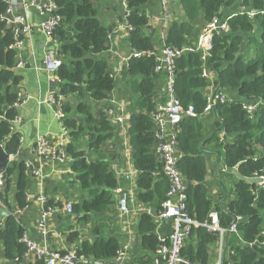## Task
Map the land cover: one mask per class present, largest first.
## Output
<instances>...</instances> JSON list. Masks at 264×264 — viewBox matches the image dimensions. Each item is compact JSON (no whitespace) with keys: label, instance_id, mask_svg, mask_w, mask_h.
<instances>
[{"label":"trees","instance_id":"16d2710c","mask_svg":"<svg viewBox=\"0 0 264 264\" xmlns=\"http://www.w3.org/2000/svg\"><path fill=\"white\" fill-rule=\"evenodd\" d=\"M54 1L62 16L61 26L54 37L58 40L63 59L57 74L61 83L56 98L61 96L68 99L62 107L66 115L73 109L71 98L78 100L77 117L64 118L65 127L73 140L84 134L89 140L88 150L97 157L96 160H89L86 151L77 149L73 143L66 147V152L74 160L72 169L82 192L81 202L73 204V215L81 216L79 221L90 224L93 233L101 237L83 243L76 252L79 259L109 261L110 264L120 249L117 238L102 236L107 223L104 220L109 221L115 216V192L118 189V178L112 169L116 159L117 127L105 112V109L112 107L107 102L116 89L108 56L112 29L101 20L96 0ZM177 1L184 16L179 19L174 17L167 32L166 44L178 50L195 46L191 42L198 34L199 21L208 24L215 18L234 14L228 22L229 32L214 38L211 57L207 62L196 50L185 53L176 61L175 94L185 109L193 106L198 115L196 118H183L177 137L181 154L178 167L187 181V211L194 221L202 224L215 210L224 228L240 218L237 222L238 234L226 237L222 264H264V248L249 246L255 241L264 240V190L247 181L262 175L264 170V14H256L254 18L247 14L264 11V0ZM147 3L148 0H126L129 11L127 24L131 29L128 41L139 53H156L145 11ZM241 8L243 12L238 13ZM5 9L0 0V17ZM256 31L260 33L259 38L254 37ZM14 41L13 33L6 29L0 18V144L10 156L17 155L21 148V135L11 131V121L18 116L14 105L18 103L21 83V78L13 70L17 54L9 50ZM251 50L255 55L248 59ZM155 65V56L132 57L124 76L136 95L132 103L129 132L133 163L139 172L138 200L159 212L168 199L170 182L163 172V161L156 155L153 114L157 107L155 87L159 76L155 73ZM204 67L216 73L215 84L220 89L237 94L234 100L229 97L226 103L214 108L216 125L219 133L225 134L224 139L218 134L206 138L204 125L198 118L204 114L207 105L202 93L208 86V79L203 77ZM254 102L259 105L251 116L245 106ZM229 137H233V141L229 142ZM208 154L223 158L224 164L231 170L237 169L243 178L227 194L231 195V200L226 205L214 207L209 197L205 158ZM16 174L15 199L18 208L24 210L28 206L25 193L31 184V175L23 162H12L5 173L6 191H9ZM47 205V209L63 208L61 203L53 200H48ZM139 225L142 247L147 256L140 259L138 264H154V253L159 246L157 224L145 213ZM24 234L16 217L6 219L0 229V242L4 245L6 259L22 261L27 253L26 245L21 242ZM71 236L77 237L78 234ZM216 241L217 235L208 229L194 228L180 256L187 264H209L211 247ZM42 263L38 261V264Z\"/></svg>","mask_w":264,"mask_h":264},{"label":"crops","instance_id":"0c3cea01","mask_svg":"<svg viewBox=\"0 0 264 264\" xmlns=\"http://www.w3.org/2000/svg\"><path fill=\"white\" fill-rule=\"evenodd\" d=\"M97 1V0H96ZM102 9L100 18L103 23L112 29L110 34L111 48L108 56L111 59L110 72L116 80V89L111 94V99L107 105L118 108V114L124 118L122 123L112 121V124L117 127V138L115 140L116 159L113 163V171L118 178V189L115 192L116 213L111 220H104L106 228L102 233L104 237H115L120 243V249H124L127 253L128 264H138L139 260L147 256L146 251L142 247V235L140 234L139 224L141 217L145 214L143 211L148 206H145L138 200L139 188L138 179L139 172L134 167L133 150L131 147L130 136V118L133 110V100L136 95L131 87L128 86V79L124 76L125 68H128L129 59L135 51L129 41L130 27L127 24L126 0H100ZM97 4V2H96ZM146 15L149 19V32L153 33L155 42V51L159 52L162 49L161 25L160 16L161 8L158 0H148L146 6ZM171 13L173 17L179 19L184 16L180 3L177 0H172ZM29 23L37 27L43 23L46 18L39 17L33 11L27 12ZM197 24V23H196ZM206 23L199 21L198 25ZM200 32L194 36L192 44L197 45ZM53 42L50 38H45L40 30L27 37L25 47L22 49L19 59L25 63V69L17 72V76L21 78L19 90L25 91L29 95V101L18 109V114L21 117V122L17 124L16 130L23 138L22 152L17 156L19 162L24 164H32L33 168L38 172V176L30 177L31 184L27 189L30 201L27 200L28 206L21 210V214H17L19 208L16 203L15 195L17 191V174L11 180L10 189L3 192V201L6 208L12 212L13 217H16L24 233L40 246H46L51 250L60 252H68L77 250L85 242H93L94 236L90 224L80 222L79 218L74 216H66L61 210L55 217L48 220L47 236H42L39 228V221L42 215V206L36 201V198L45 196L49 200L64 204L66 202L79 203L81 202L82 192L78 185L77 177L72 169L74 160L72 158L66 161L51 160L45 158L41 160L37 154L33 152L34 146L39 137L46 138L52 145L57 148H66L73 143L77 149L86 151V156L89 160H96L89 149V140L86 136H81L77 140H73L70 131L64 130L61 127L56 117V106L48 103V97L52 92H58L60 81L49 80L43 70L44 57L51 48ZM253 52L249 53V55ZM254 53V52H253ZM2 68L0 67V71ZM156 81V102L157 104L164 103L166 97V80L163 75H158ZM217 81V75L214 71L209 70L208 86L202 90L203 95L210 97L213 86ZM227 93V92H226ZM228 97L232 100L237 96L235 93L228 92ZM68 99L65 100V103ZM73 109L69 114L64 113V118H76L78 100L71 98ZM207 107V105H206ZM138 111V110H136ZM204 125V136L211 137L213 134H218L222 139L225 138L224 133H219V128L216 125V117L211 112H205L199 116ZM65 132V133H64ZM228 140L233 141V137ZM213 146V145H212ZM179 158L180 152H177ZM207 161V176L206 186L209 189V197L216 205H226L231 200L229 194L234 185L242 180L237 169H229L223 162V158L218 155L208 154ZM240 175V176H239ZM122 192H127L131 200V212L128 215H122L118 209V203ZM233 198V197H232ZM2 209V208H1ZM153 209V208H152ZM154 210V209H153ZM16 214V216H14ZM7 218L2 219L0 229L4 226ZM156 231L160 236H168L173 232L171 221H162L156 223ZM71 234H78L77 237ZM70 236L72 238H70ZM75 236V235H74ZM101 238L98 235V239ZM218 244H213L211 247L210 263L218 264ZM33 256L23 260L24 264H34ZM0 264H14L4 256V245L0 242Z\"/></svg>","mask_w":264,"mask_h":264},{"label":"built area","instance_id":"2783aa9c","mask_svg":"<svg viewBox=\"0 0 264 264\" xmlns=\"http://www.w3.org/2000/svg\"><path fill=\"white\" fill-rule=\"evenodd\" d=\"M161 8L160 25H161V39L162 49L156 53H139L134 52L132 57H141L143 55L155 56L156 65L155 73L161 74L166 80V97L167 100L164 103L157 104L156 112L153 114V123L155 126L154 136L156 139V155L161 158L164 163V174L170 182V190L167 194L168 199L163 203L162 210L157 212L150 207L144 209V213L151 216L156 223L162 221H171L173 232L164 237L158 235L159 246L154 253V264H187L185 259H182L180 252L183 249L186 241L191 237L193 229L197 227H203L208 229L211 233L217 235L216 244L218 247V264H222L224 261V252L226 248V237L230 234H238V223L241 219L238 218L236 222H233L228 228H224L220 224L219 213L212 211L209 218L204 223H198L194 221L188 211L186 200L187 196V181L184 175L181 173L178 167L179 156L178 152V132L179 125L183 118H196L198 115L193 106H189L185 109L175 94V82H176V61L187 52H193L194 50L201 52L202 59L207 62L211 57V51L213 49V40L215 37L222 36L229 32L228 22L234 17L215 18L213 22L208 23L202 30L197 45L194 47L184 48L178 50L172 46L166 44L167 32L170 25L174 21V17L171 13L172 0H158ZM2 3L6 6L5 13L0 17L5 23L7 30H11L14 36V43L9 46V50L16 52L19 59L22 49L25 47L27 37L32 36L36 30H40L43 36L53 42L51 48L48 50L44 57L43 70L48 76L49 80H55L58 78L57 74L62 66V58L60 54V45L58 40L55 39L54 33L61 26L62 16L58 13V7L54 0H2ZM128 7L126 6V9ZM35 11L39 17H45L46 20L35 27L29 23L27 18V12ZM243 8L238 13L243 12ZM129 12V11H128ZM250 18H254L256 14H264L262 12H247ZM128 15V13H127ZM131 57V58H132ZM130 58V59H131ZM129 59V60H130ZM25 69V63L22 61L16 62V66L13 69L14 73ZM203 77H209V69L203 68ZM59 80V78L57 79ZM60 81V80H59ZM61 83V81H60ZM19 88V87H18ZM58 88V92H59ZM58 92H52L48 97V103L56 106V117L64 130H66L64 123V112L62 107L65 105V98L56 95ZM29 95L22 90L18 89V103L14 105V108L18 109L29 101ZM228 94L220 89L216 84L213 86L212 94L207 98L206 112H214V108L218 104H224L228 101ZM259 103L254 102L245 106L248 114L253 116L254 111L258 108ZM119 109L109 107L105 109L106 114L111 121L122 123L124 118L118 114ZM3 119V117H1ZM21 122V117L18 116L11 121L12 133L19 132L16 130V125ZM65 133V132H64ZM23 138L21 137V143ZM2 145V144H1ZM3 146V145H2ZM4 147V146H3ZM22 152V145L20 152L17 155H12V161L17 160V156ZM33 152L44 160L45 158L51 160L66 161L72 158L67 152L66 148H57L52 145L46 138L39 137ZM73 159V158H72ZM27 170L30 172L31 177L38 176V172L33 168L32 164H25ZM6 173V172H5ZM5 173L0 175V208H6L3 201V192L6 189L7 178ZM256 180V185L264 190V170L262 175H257L253 178ZM26 201H30L28 193H25ZM48 198L40 196L36 198V201L42 206V215L39 221V228L42 236L46 237L48 233L47 223L52 217H55L61 210L66 216L73 215V202H66L62 209L48 208ZM58 203V202H57ZM118 209L120 214L128 215L131 212V200L130 195L127 192H122L118 203ZM7 210V209H6ZM19 209L17 214H21ZM16 216V214H14ZM264 237V231L262 233ZM27 247V253L23 257L22 261L33 256L35 259L34 264H38V261H43L42 264H109V261H98L93 259H79L77 256V250L68 252H60L57 250H51L46 246H40L33 239L24 234L22 240ZM259 246L264 248V240L259 242L255 241L249 244L250 247ZM18 259L17 262H22ZM110 264H128L127 253L124 249H119L116 257L110 261Z\"/></svg>","mask_w":264,"mask_h":264},{"label":"water","instance_id":"95a60500","mask_svg":"<svg viewBox=\"0 0 264 264\" xmlns=\"http://www.w3.org/2000/svg\"><path fill=\"white\" fill-rule=\"evenodd\" d=\"M12 162L11 156L6 153L4 147L0 144V175L4 174L8 170ZM240 178H242V176H240ZM247 181L251 184L256 183V180L254 179H247ZM12 216V212L0 208V223L2 222V219ZM94 239H98V235H95Z\"/></svg>","mask_w":264,"mask_h":264},{"label":"rangeland","instance_id":"374dc122","mask_svg":"<svg viewBox=\"0 0 264 264\" xmlns=\"http://www.w3.org/2000/svg\"><path fill=\"white\" fill-rule=\"evenodd\" d=\"M96 2H97V4H96V3H95V4H96V6H97V8H98V11H99V13H101V12H102V11H101L102 6H101V3H100V0H97ZM206 26H207V24H205V25H203V24L198 25V24H197V27L199 28L198 33H199V32L201 33L202 30H203ZM259 36H260L259 31H256L255 34H254V37L259 38ZM248 53H250V52H248ZM254 55H255V54L252 52V53L249 55L248 59L253 58ZM92 111H93V108H92Z\"/></svg>","mask_w":264,"mask_h":264},{"label":"clouds","instance_id":"9594fccd","mask_svg":"<svg viewBox=\"0 0 264 264\" xmlns=\"http://www.w3.org/2000/svg\"><path fill=\"white\" fill-rule=\"evenodd\" d=\"M159 75V74H158ZM161 75V74H160Z\"/></svg>","mask_w":264,"mask_h":264}]
</instances>
